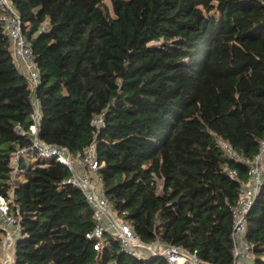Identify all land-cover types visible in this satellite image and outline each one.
Instances as JSON below:
<instances>
[{
	"label": "trees",
	"instance_id": "1",
	"mask_svg": "<svg viewBox=\"0 0 264 264\" xmlns=\"http://www.w3.org/2000/svg\"><path fill=\"white\" fill-rule=\"evenodd\" d=\"M11 2L39 69L40 138L74 153L96 137L105 195L142 241L231 264L248 167L219 140L251 159L264 138V0H111L112 15L102 0ZM32 103L0 33V194L19 219L15 264H170L137 259L109 234L94 249L92 210L61 163L21 158L13 174ZM246 238L264 264V185Z\"/></svg>",
	"mask_w": 264,
	"mask_h": 264
},
{
	"label": "built area",
	"instance_id": "2",
	"mask_svg": "<svg viewBox=\"0 0 264 264\" xmlns=\"http://www.w3.org/2000/svg\"><path fill=\"white\" fill-rule=\"evenodd\" d=\"M0 23V33L9 39L13 60L20 74L31 85L33 102L30 114L31 123L26 129L20 126L16 128L17 132L28 137L30 142L29 145L16 150L13 174L17 172L19 160L30 155L44 160H54L64 165L70 171L67 182L82 192L86 203L92 210L95 224L86 237L94 241L93 248L96 250H100L107 243L105 235L109 234L119 240L121 250L142 261L162 256L170 264H216L202 260L195 251L184 247L165 244L160 240L150 243L141 240L131 225L118 215L105 195L98 171L101 163L96 154V137L82 150L74 153L64 146L48 143L40 138V107L34 94V90L40 83L39 69L33 57L31 44L22 32L20 15L11 0H0ZM92 124L97 128L101 127L103 125L102 114L95 116ZM219 145L229 159L248 167V179L240 182L237 201L232 207L231 264H254L253 245L246 238L247 214L257 193L264 185V138L260 141L257 153L251 159L238 153L226 141L219 140ZM225 170L232 177L237 176L235 169L227 166ZM10 201V197L0 194V230L2 231L0 264H15V242L21 237L19 219L10 211Z\"/></svg>",
	"mask_w": 264,
	"mask_h": 264
},
{
	"label": "rangeland",
	"instance_id": "3",
	"mask_svg": "<svg viewBox=\"0 0 264 264\" xmlns=\"http://www.w3.org/2000/svg\"><path fill=\"white\" fill-rule=\"evenodd\" d=\"M103 3L106 5L109 13L112 15L113 14V10H112V3H111V0H102ZM160 42H151L150 45L153 46V45H159ZM15 173V172H14ZM18 173V172H16ZM18 176H21L20 173L17 174Z\"/></svg>",
	"mask_w": 264,
	"mask_h": 264
},
{
	"label": "crops",
	"instance_id": "4",
	"mask_svg": "<svg viewBox=\"0 0 264 264\" xmlns=\"http://www.w3.org/2000/svg\"><path fill=\"white\" fill-rule=\"evenodd\" d=\"M38 158L36 157V156H32V155H30V156H28V157H26L25 158V163L27 164V165H29V164H32L34 161H36ZM18 174V173H17Z\"/></svg>",
	"mask_w": 264,
	"mask_h": 264
}]
</instances>
